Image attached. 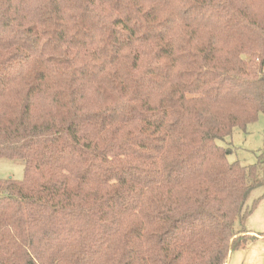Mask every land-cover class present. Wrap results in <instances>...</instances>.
I'll list each match as a JSON object with an SVG mask.
<instances>
[{"label":"trees","instance_id":"obj_1","mask_svg":"<svg viewBox=\"0 0 264 264\" xmlns=\"http://www.w3.org/2000/svg\"><path fill=\"white\" fill-rule=\"evenodd\" d=\"M261 114L264 0H0V264H228Z\"/></svg>","mask_w":264,"mask_h":264},{"label":"rangeland","instance_id":"obj_2","mask_svg":"<svg viewBox=\"0 0 264 264\" xmlns=\"http://www.w3.org/2000/svg\"><path fill=\"white\" fill-rule=\"evenodd\" d=\"M218 144L229 150L230 161H237L244 166L254 164L264 147V115L261 114L258 122L249 125L245 131L236 129L232 136ZM23 177V161L0 159V179L21 180ZM263 195L264 187L255 189L249 196L248 205L252 206L254 201ZM237 228L240 229L241 225L238 224ZM245 228L248 233H253L258 238L234 251L229 264H264V197L248 218Z\"/></svg>","mask_w":264,"mask_h":264},{"label":"crops","instance_id":"obj_3","mask_svg":"<svg viewBox=\"0 0 264 264\" xmlns=\"http://www.w3.org/2000/svg\"><path fill=\"white\" fill-rule=\"evenodd\" d=\"M228 264H229V262H228Z\"/></svg>","mask_w":264,"mask_h":264}]
</instances>
